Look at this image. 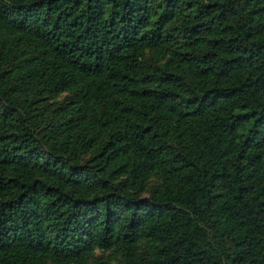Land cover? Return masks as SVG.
Masks as SVG:
<instances>
[{"label":"trees","instance_id":"16d2710c","mask_svg":"<svg viewBox=\"0 0 264 264\" xmlns=\"http://www.w3.org/2000/svg\"><path fill=\"white\" fill-rule=\"evenodd\" d=\"M0 264H264V0H0Z\"/></svg>","mask_w":264,"mask_h":264}]
</instances>
